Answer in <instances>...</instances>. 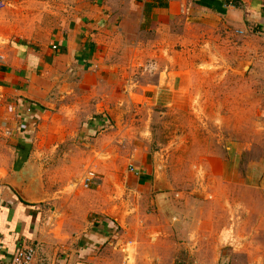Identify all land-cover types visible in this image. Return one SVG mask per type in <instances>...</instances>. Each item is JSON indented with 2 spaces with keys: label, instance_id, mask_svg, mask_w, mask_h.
<instances>
[{
  "label": "rangeland",
  "instance_id": "374dc122",
  "mask_svg": "<svg viewBox=\"0 0 264 264\" xmlns=\"http://www.w3.org/2000/svg\"><path fill=\"white\" fill-rule=\"evenodd\" d=\"M229 22L209 26L219 60H200V39L191 76L163 74L160 93L156 59L129 53L110 62L123 69L101 87L76 77L54 87L53 104L108 105L100 114L80 108L76 122L52 112L35 126L33 147L50 211L67 214L58 230H103L109 237L97 245L110 264H264V32ZM103 118L84 134L87 121ZM89 173L98 178L92 189Z\"/></svg>",
  "mask_w": 264,
  "mask_h": 264
},
{
  "label": "crops",
  "instance_id": "0c3cea01",
  "mask_svg": "<svg viewBox=\"0 0 264 264\" xmlns=\"http://www.w3.org/2000/svg\"><path fill=\"white\" fill-rule=\"evenodd\" d=\"M226 20L234 29L253 26L264 32V0H0V264H11L23 247L36 250V264H110L107 250L99 253L103 245H97L109 237L103 230L73 236L64 223L58 230L60 215L67 214L50 211L49 193L34 176L35 126L52 112L75 114L83 108L87 115L93 108L95 114L108 109L107 104H53L51 96L67 78H80L81 85L92 87L110 77L123 69L110 62L128 53L140 62L156 59L160 71L152 91H163V74L191 76L200 39V60H219L210 48L209 26L217 22L223 27ZM166 85L178 81L169 79ZM69 117L75 122L80 118ZM106 119L87 121L82 131L89 135L92 126L98 130ZM61 135L64 140L65 132ZM145 175L139 174L138 181ZM89 208L95 212V202Z\"/></svg>",
  "mask_w": 264,
  "mask_h": 264
},
{
  "label": "built area",
  "instance_id": "2783aa9c",
  "mask_svg": "<svg viewBox=\"0 0 264 264\" xmlns=\"http://www.w3.org/2000/svg\"><path fill=\"white\" fill-rule=\"evenodd\" d=\"M96 176L89 173L84 182V187L89 188L96 184ZM36 250L32 247H23L17 249L12 257L11 264H36Z\"/></svg>",
  "mask_w": 264,
  "mask_h": 264
},
{
  "label": "water",
  "instance_id": "95a60500",
  "mask_svg": "<svg viewBox=\"0 0 264 264\" xmlns=\"http://www.w3.org/2000/svg\"><path fill=\"white\" fill-rule=\"evenodd\" d=\"M28 201V200H27Z\"/></svg>",
  "mask_w": 264,
  "mask_h": 264
}]
</instances>
